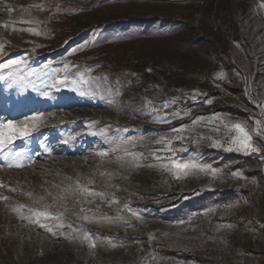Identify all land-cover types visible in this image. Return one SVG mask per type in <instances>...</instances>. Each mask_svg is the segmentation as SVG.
<instances>
[{
	"label": "rangeland",
	"instance_id": "rangeland-1",
	"mask_svg": "<svg viewBox=\"0 0 264 264\" xmlns=\"http://www.w3.org/2000/svg\"><path fill=\"white\" fill-rule=\"evenodd\" d=\"M8 7L14 10L10 13ZM234 15L246 16L243 27ZM253 20L264 21V0H0V43L9 54L0 62L27 58L24 66L0 69V122L23 121L34 112L45 114L37 132L12 146V150L24 148L30 157L22 161L23 167H7L9 149L0 153L4 162L0 164V264H256L264 259V237L256 229L212 221L217 211L221 217L239 219L264 215V189L253 178L232 176L242 169L229 170L235 162L231 154H245L213 148L210 141L192 143L200 135L226 144L233 133L223 125L219 131L198 125L183 133L184 142L173 143L174 148H187L176 152V158L211 164L221 170L217 178L190 174L176 179L161 170L152 156L161 148L154 139L171 135L173 127L191 125L197 116L220 113L246 122L250 130L257 119L264 120L259 107L264 97L254 109L243 110L250 114L248 120L223 110L231 106L223 85L231 83L217 60L223 58L234 66L237 87L249 95L251 86L238 62L244 56L242 33H252ZM28 27L42 34L13 30ZM83 45L87 46L71 53ZM63 62L70 64V73L85 72V78L92 79L78 92L50 88L49 75L62 69ZM88 68L91 72L85 71ZM220 71L226 79H216ZM44 91L50 94L44 96ZM194 91L206 94L213 103H194L190 99ZM172 97L180 102L166 111L191 109V116L160 124L143 108L149 100L151 106L160 107ZM133 138L134 144L117 147ZM253 139L263 147L262 138L254 134ZM125 147L128 153L142 154L139 168L129 170L132 160ZM101 151L108 155L100 157ZM245 156L261 160L257 154ZM89 179L95 181L89 187L111 193L116 203L80 205L69 197L64 202L68 211L57 219L64 208L53 198L62 195L64 186H74L76 180L87 185ZM224 188L238 194L247 190L252 202L239 194L232 202L216 203L213 198ZM125 204L143 220L131 217ZM45 205L52 206L47 209L51 216L37 222L33 213L44 211ZM81 208L89 209L84 214L95 219H77ZM60 224L64 226L57 227ZM164 237L193 257L185 263L163 259L151 246ZM90 241L95 248L89 247Z\"/></svg>",
	"mask_w": 264,
	"mask_h": 264
},
{
	"label": "snow or ice",
	"instance_id": "snow-or-ice-1",
	"mask_svg": "<svg viewBox=\"0 0 264 264\" xmlns=\"http://www.w3.org/2000/svg\"><path fill=\"white\" fill-rule=\"evenodd\" d=\"M39 7L38 5L36 6ZM14 9L12 7H8L7 11L12 12ZM26 24H34L36 21L34 20H25L22 21ZM15 23V22H13ZM3 27H7L8 25H2ZM14 31H26L32 33L34 35H41L42 32L34 27H28L26 29H13ZM87 45L79 46L77 48H73L71 53L74 54L75 52L81 50L83 47ZM5 45L0 43V57H6L9 54L4 51ZM35 48L32 49V52H35ZM27 64V58L24 56H19L17 58H9L4 59L3 62H0V69H11V68H18L20 66H24ZM47 67V65H46ZM70 64L68 62H63L62 69L54 70L50 75L49 79L51 80V84L49 85L50 88L60 89L62 87H67L72 92H78L79 87L84 84H88L92 79L91 76L85 78V72L76 71L74 74L69 72ZM63 72V75H59L60 72ZM86 72H91V68L85 70ZM151 71V69H148ZM48 75V74H46ZM78 77L79 79L73 78ZM2 78V77H0ZM216 79L224 80L226 79V74L223 71L216 73ZM219 87V84H217ZM50 93L48 91H44L43 95L48 96ZM79 95L84 96L88 95L85 91H79ZM201 95L205 96L203 101H199V97ZM190 99L196 102H202L211 105L213 101L207 98L206 94H201L198 91H194ZM180 102V98L172 97L170 99H166L160 107L151 106L152 102L149 100L147 101L143 108L149 114H151L156 123L160 124H171L172 120L174 119H183L184 117L191 116V109L187 110H173L171 113L167 112L166 110L173 107V105ZM256 103V101H252ZM260 112L261 115L264 116V104L260 105ZM182 113V115H181ZM45 120V114L43 112H34L31 116H26L23 121H16V120H7L6 122H0V153H3L6 149H9V152L6 157L7 167H23L24 164L22 161L24 159H30V157L25 156V149L20 148L19 150H12V146L15 144L17 140H27L30 138L35 132H37L43 121ZM255 127L251 130L249 129L246 122L243 121H232L230 118L222 116L220 113H213L210 116H197L191 121V125H180L179 127H173L171 129V135L160 136L154 139L155 144L161 145V148L153 150L152 156L153 159L157 162L158 166L161 170L173 175L176 179H182L185 176L190 174H204L208 175L212 178L219 177L222 173L221 170L213 167L211 164L204 163L199 161L196 158L188 159V160H181L176 158V152H186V147L174 148L173 143L174 141L184 142L187 138L183 134L185 131L191 132L196 128L198 125H212L213 131H219V126H225L229 132L233 133L228 137L227 143L225 144L220 139H215L211 136H200L197 135L195 138L192 139L193 144H199L201 141H210V145L216 149H223L227 152H236V153H243L245 155H252L257 154L261 160H264V147L254 143L253 136L255 134L256 137L262 138V142H264V120L257 119L255 122ZM144 137H140V142L144 141ZM68 141H64L67 143ZM136 142V138L132 140L123 141L121 144H118L117 147H122L123 145L127 144H134ZM125 153L131 157L132 162L128 165L129 170L139 168L141 166L140 161L142 160V154L137 155L135 153H128L127 148H124ZM157 152H167L171 153V155L162 156L157 155ZM100 157H105L108 155L106 152H99ZM4 162H0L3 164ZM121 167H124V164L121 163ZM102 176H109L111 177V173H101ZM233 177L243 178V174L240 172H233ZM70 179V178H69ZM95 181L89 179L87 185L80 184L79 180H76L73 185L64 186L62 189V195L58 197H54V204L58 203L59 207H63L64 211L58 212L56 214L57 219H61L64 217L66 211H68L66 204L64 203L69 199L72 200L76 204H92L94 201L105 202L108 204L116 203L114 199L111 198L112 194L107 193L104 191H96L93 188L89 187L88 185L94 184ZM112 187V185H108ZM51 195V193H49ZM40 199H43L41 197ZM52 207L51 205H45L44 211H36L33 215L36 216L37 222L38 220L43 218H49L51 213L47 210L48 208ZM228 207H232L229 205ZM99 208V204H97V209ZM125 210L128 211L131 217L137 220H143V217L140 213L132 210L127 204L124 205ZM89 211V209H80V214L77 216V219L82 220H90L95 219L94 217H89L84 213ZM209 212L214 211V209H209ZM120 219H124V217H119ZM100 219H109L108 217H100ZM180 223H183L181 221ZM63 224L57 225V227H63ZM43 227V225H42ZM219 227H231V225H219ZM48 231L51 232L52 228H48ZM167 235V233H165ZM155 238V237H153ZM85 239H89V237H85ZM113 247L116 245L113 244ZM90 248H95L96 244L93 242H89Z\"/></svg>",
	"mask_w": 264,
	"mask_h": 264
},
{
	"label": "trees",
	"instance_id": "trees-1",
	"mask_svg": "<svg viewBox=\"0 0 264 264\" xmlns=\"http://www.w3.org/2000/svg\"><path fill=\"white\" fill-rule=\"evenodd\" d=\"M234 19L240 27H243L246 16H241L239 18L237 15H234ZM249 23H251L249 29L252 30V33L250 34L249 30L243 31L242 33L241 49L244 56L239 59L238 62L244 76L246 75L248 77L251 86V92L249 95L244 90L237 87V79L233 74L234 66L229 61L217 57V60L220 61L227 70L229 82L231 83L230 86L223 85V88L226 89L225 92L228 93L229 91V95L231 96V106L225 107L223 110L232 114L240 115L246 120L250 119V114L243 110L254 109L255 106L252 101H256L260 104L264 97V21L253 20ZM219 93L221 95L224 92L222 93L220 91ZM218 99H220V97H218ZM262 146L264 147V142L262 143ZM231 156L234 158L235 162L229 167V170L242 169L243 175L253 178L264 189V162L251 156L238 154H231ZM239 194L249 202H252L250 193L247 190L241 189L239 190ZM239 194L232 188H224L217 192L213 200L216 203L220 202L226 204L235 200ZM212 221H227L235 223L238 227H252L256 229L261 237H264V215L256 218L243 216L239 219L235 216L221 217L220 212L217 211L214 214ZM151 248L159 252L161 257L165 260L179 259L185 263L193 257L189 254H183L181 251H178L177 244L172 243L169 237L161 238L160 241L153 244ZM244 251L251 254H260L259 252L250 249ZM261 254L264 255L263 253ZM256 264H264V259L258 260Z\"/></svg>",
	"mask_w": 264,
	"mask_h": 264
}]
</instances>
